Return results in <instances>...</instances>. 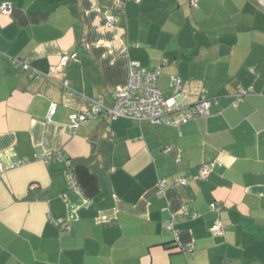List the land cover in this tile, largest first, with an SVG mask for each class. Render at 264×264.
<instances>
[{"label":"crops","instance_id":"1","mask_svg":"<svg viewBox=\"0 0 264 264\" xmlns=\"http://www.w3.org/2000/svg\"><path fill=\"white\" fill-rule=\"evenodd\" d=\"M113 2L0 0V264H264V7ZM134 61L161 70L166 94L169 75L198 84L208 116L176 128L100 114L70 132L84 97L113 104ZM58 149L69 168L34 158Z\"/></svg>","mask_w":264,"mask_h":264},{"label":"built area","instance_id":"2","mask_svg":"<svg viewBox=\"0 0 264 264\" xmlns=\"http://www.w3.org/2000/svg\"><path fill=\"white\" fill-rule=\"evenodd\" d=\"M198 0H190L192 6H197ZM122 6V0H114L113 9L118 10ZM0 12L10 13L11 8L6 3L0 4ZM108 24H115L117 19L113 14L106 15ZM64 55L61 59H66ZM14 63H19L27 68V64L17 59L11 60ZM161 74L159 68H145L139 62H131L127 82L124 86L119 87L113 91V104L107 106L104 104L102 98L84 97L85 107L79 112L69 116L70 122L67 128L70 132H74L79 126L86 123L88 120L104 114L110 119L127 118L138 123L147 122L151 125H165L179 128L182 124L187 123L191 119L197 117L208 116L211 105V99L206 96L198 84H192L177 75H169L168 90L169 93H164L156 84L158 77ZM64 88H68L66 80L62 82ZM70 90H72L70 88ZM251 89L243 88L235 94V101H241L244 95L250 94ZM264 94V92L260 93ZM56 104L52 103L48 109V117L55 111ZM171 148L166 146L163 148L164 152ZM53 156L55 159L64 160L69 168L71 166L70 160L65 153L58 149L55 151H42L35 154L34 158L47 162L49 157ZM176 160H179V154L176 155ZM26 159H18L13 164L18 165L25 162ZM214 167V162L203 163L199 166L198 176H207ZM0 170L2 165L0 163ZM66 176L68 179L69 188H77L72 171L66 169ZM185 177H178L177 182L184 184ZM158 192H162L165 185L164 179L158 180ZM211 209H216L214 203L210 204ZM179 217L184 215H191L195 217L196 212H190L186 206H183L179 213ZM174 220V218H172ZM168 230H173L172 222L167 224ZM214 234H222L223 225L219 219H216L212 226ZM193 246L183 247L187 254L192 252Z\"/></svg>","mask_w":264,"mask_h":264},{"label":"water","instance_id":"3","mask_svg":"<svg viewBox=\"0 0 264 264\" xmlns=\"http://www.w3.org/2000/svg\"><path fill=\"white\" fill-rule=\"evenodd\" d=\"M258 2L264 7V0H258Z\"/></svg>","mask_w":264,"mask_h":264},{"label":"rangeland","instance_id":"4","mask_svg":"<svg viewBox=\"0 0 264 264\" xmlns=\"http://www.w3.org/2000/svg\"><path fill=\"white\" fill-rule=\"evenodd\" d=\"M186 7H188V8H189V6H188V5H186Z\"/></svg>","mask_w":264,"mask_h":264},{"label":"trees","instance_id":"5","mask_svg":"<svg viewBox=\"0 0 264 264\" xmlns=\"http://www.w3.org/2000/svg\"><path fill=\"white\" fill-rule=\"evenodd\" d=\"M70 163H71V161H70Z\"/></svg>","mask_w":264,"mask_h":264}]
</instances>
